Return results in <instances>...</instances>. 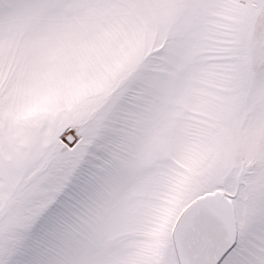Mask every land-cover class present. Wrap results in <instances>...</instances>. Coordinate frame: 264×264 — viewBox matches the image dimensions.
Listing matches in <instances>:
<instances>
[{
    "label": "snow or ice",
    "instance_id": "obj_1",
    "mask_svg": "<svg viewBox=\"0 0 264 264\" xmlns=\"http://www.w3.org/2000/svg\"><path fill=\"white\" fill-rule=\"evenodd\" d=\"M0 264H264V0H0Z\"/></svg>",
    "mask_w": 264,
    "mask_h": 264
}]
</instances>
